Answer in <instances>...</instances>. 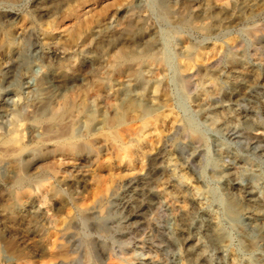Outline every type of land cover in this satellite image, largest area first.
<instances>
[{
	"label": "rangeland",
	"instance_id": "obj_1",
	"mask_svg": "<svg viewBox=\"0 0 264 264\" xmlns=\"http://www.w3.org/2000/svg\"><path fill=\"white\" fill-rule=\"evenodd\" d=\"M0 264H264V0H0Z\"/></svg>",
	"mask_w": 264,
	"mask_h": 264
},
{
	"label": "bare ground",
	"instance_id": "obj_2",
	"mask_svg": "<svg viewBox=\"0 0 264 264\" xmlns=\"http://www.w3.org/2000/svg\"><path fill=\"white\" fill-rule=\"evenodd\" d=\"M51 2H53V0H51ZM44 4V3H43ZM43 9V8H42ZM41 9V10H42ZM48 12V11H47ZM124 27V26H123ZM123 29V28H122ZM121 29V30H122ZM127 30V34L129 33V35H130V32H131V29L129 28H127L126 29ZM134 30V29H133ZM124 31V30H123ZM119 32H120V30H119ZM123 33H125V32H123ZM104 34V33H103ZM127 34H126V36H127ZM102 35V34H101ZM118 35H120V34H118ZM131 36V35H130ZM101 37V36H100ZM97 38H98V34H97ZM127 38V37H126ZM113 40V39H112ZM110 42V41H109ZM111 44V43H110ZM115 44V43H114ZM133 46V45H132ZM138 47V46H137ZM104 49V48H103ZM102 53V52H101ZM102 56V55H101ZM150 58H153V56H149ZM124 58V57H123ZM127 58V57H126ZM142 55L141 54H131L130 56H129V58H128V60H127V64L126 65H128V67L129 66H131V64H135V67L134 68H132V71H133V75H134V77H135V80L136 81H138V82H141V76H140V73H139V71H140V69H138V65L137 64H139V62L142 60ZM97 60H98V58H97ZM96 60V61H97ZM100 61V60H99ZM120 66V65H119ZM50 68V67H49ZM48 72V71H47ZM244 80V79H243ZM246 80V79H245ZM244 80V81H245ZM245 83V82H244ZM243 83V84H244ZM248 84V83H247ZM233 95L234 96H237V94L236 93H233ZM242 96H243V94H242ZM238 97V96H237ZM240 97V96H239ZM127 101V103H128V106H127V108H126V110H127V112H129L128 110H130V111H136L139 115H141V117L142 116H144L147 112H148V106H146L144 103H142L141 102V100H138V99H136L135 97H133V96H128V98L126 99ZM50 100L49 99H46L45 98V101H43L42 103H41V105H40V109L39 110H43L45 107H48L50 104ZM68 103V102H67ZM64 104L62 107H61V109L60 110H56V111H54L53 113H51L49 116H46V117H44V116H42V113L41 114H33V115H31V116H29V120L32 122H40V120H46V122L48 121V123H50V125H48V126H52L53 125V127H54V125L56 124V123H59L60 121H62V119L60 120V118L62 117V114L65 112V111H67V110H69V108H70V104ZM45 110V109H44ZM32 112V111H31ZM36 112H38V111H36ZM68 112V111H67ZM47 113V112H46ZM137 114V115H138ZM60 120V121H59ZM41 122H43V121H41ZM56 126V125H55ZM49 128V127H48ZM15 131V130H14ZM16 132V131H15ZM14 132H12L11 134H13ZM17 133V132H16ZM261 132H256V134H260ZM10 134V135H11ZM61 134V133H60ZM13 135H15V134H13ZM19 135V134H18ZM262 135V134H261ZM258 136V135H257ZM260 136V135H259ZM18 137V136H17ZM16 137L14 136V138L13 137H11L10 139H9V141H14V139H15ZM19 138V137H18ZM8 140V139H7ZM16 141H17V139H16ZM21 192V191H20ZM27 192V191H26ZM25 192V193H26ZM19 194V193H18ZM23 194V193H22ZM254 223V222H253ZM256 224V223H255ZM257 227V226H256Z\"/></svg>",
	"mask_w": 264,
	"mask_h": 264
}]
</instances>
